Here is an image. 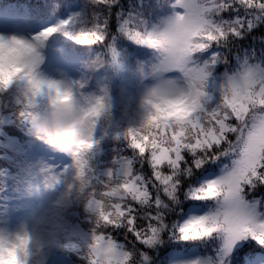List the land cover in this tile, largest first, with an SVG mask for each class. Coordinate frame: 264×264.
Wrapping results in <instances>:
<instances>
[{
    "label": "snow or ice",
    "instance_id": "obj_1",
    "mask_svg": "<svg viewBox=\"0 0 264 264\" xmlns=\"http://www.w3.org/2000/svg\"><path fill=\"white\" fill-rule=\"evenodd\" d=\"M15 2L7 16L0 6V26L25 17L40 29L32 39L45 44L59 33L103 60L105 51L115 58L114 43L124 38L159 54L141 74L164 82V94L193 88L184 118L113 137L141 163L148 153L152 178L136 172V159L121 148L113 149L102 177L89 156L79 162L81 199L92 213L88 241L102 233L123 250L120 264H264V193L255 195L264 187V48L229 47L264 25V0ZM161 9L166 18L149 27ZM109 227L126 229L125 238L131 233L146 250H127L101 231ZM90 254L86 246L84 264Z\"/></svg>",
    "mask_w": 264,
    "mask_h": 264
},
{
    "label": "clouds",
    "instance_id": "obj_2",
    "mask_svg": "<svg viewBox=\"0 0 264 264\" xmlns=\"http://www.w3.org/2000/svg\"><path fill=\"white\" fill-rule=\"evenodd\" d=\"M42 41L30 36L10 32L0 34V95L14 89L18 93L19 114L24 113L33 135L48 140L57 150L73 158L72 175L66 184L61 202L69 197L81 199L82 167L79 162L89 156L94 146L98 128L105 133L113 127L110 86L103 81L96 82L95 89L85 93L82 89L87 81L75 79L64 70H57L54 77L42 76L37 69L42 63ZM105 60L87 61L83 71L96 73L104 67ZM164 82H157L140 95L142 110L139 125H148L157 120L184 118L189 114L192 87H185L176 96L164 94ZM123 94V89L120 90ZM46 97V104L36 108V98ZM55 177H45L44 183L51 185ZM53 219H38L30 229L22 224L11 231L0 229V264H35L44 247L48 225ZM91 264H120L123 250L115 249L97 233L87 242Z\"/></svg>",
    "mask_w": 264,
    "mask_h": 264
},
{
    "label": "trees",
    "instance_id": "obj_3",
    "mask_svg": "<svg viewBox=\"0 0 264 264\" xmlns=\"http://www.w3.org/2000/svg\"><path fill=\"white\" fill-rule=\"evenodd\" d=\"M24 3H36V0H22ZM121 3L127 6L128 0H121ZM0 6H3V13H9L16 7L15 0H0ZM100 11L104 12L106 9L99 6ZM227 18L228 14H224ZM166 14L164 10H160V14L154 17L149 27L159 24L165 19ZM31 32H36L38 29L35 25L29 23L25 17L18 19ZM56 21H49L48 23H55ZM47 26V25H45ZM114 27V25H113ZM264 25L258 27L256 30L248 34L241 41H233L229 47L235 51L237 48H264ZM97 50L102 51L99 46ZM116 56L113 59L112 54L104 52V67L94 74H89L83 71L84 64L96 57V53H88L85 46L76 44L75 41L68 37L57 33L50 37L42 49L47 52V56L65 58L67 60L73 57L79 60L78 67L83 74L84 81H87L86 86L92 92L96 87L98 80L107 83L110 86V96L113 104V127L107 133L102 128L96 132V138L99 143L89 153V166L98 177L103 176L104 170L110 165L112 156L114 155V148H121L120 153L123 156L135 158L134 170L143 174L146 178H152V169L148 163V153H145L143 163L140 158L130 148L127 147L126 142H119L113 137L118 132L125 129L137 127L141 122L142 110L139 107V92L138 86L140 82L145 79L141 74V68L149 64H156L159 61V54L149 48L141 45L133 44L124 38H118L114 43ZM140 49L139 52L135 51ZM227 51V49H225ZM49 56L47 58H49ZM123 89V94L121 93ZM5 111L10 115L11 123L4 124L2 129L7 133V136L13 139V146L5 148L0 146V193L3 197L12 196L16 202L22 197L30 196L38 199L41 193L36 185L38 182L44 181L48 177L47 166L43 159L36 156H31L28 152L30 148L40 147L46 150L50 158L55 156L56 148L46 139L33 135L30 125L27 120L19 114L20 105L17 103L18 93L15 88L4 95H0ZM37 110L40 106H36ZM3 137L2 140H6ZM51 151V152H50ZM189 161L191 160L188 157ZM215 168V166H212ZM162 171L167 173L169 169L165 166ZM150 190L151 185H149ZM264 193V187H260L255 195L259 196ZM166 199V198H165ZM53 209L62 217L63 223L67 227L58 233L56 238L57 249L60 253L67 255L74 264H84L82 253L86 249L90 230L92 227L91 211L86 207L82 199L69 197L67 202L63 204H53ZM138 207V206H137ZM144 222L138 220L137 226H143ZM72 228L77 229L80 233L87 236L84 238L82 234H74ZM105 234H111L116 240L125 244L127 250L130 251H144L145 246L141 245L139 241L131 234L127 233L126 229L113 230L111 227L101 229ZM167 249H161L160 255L163 256ZM154 255V253H152ZM135 259H139L137 256ZM35 264H38L35 262Z\"/></svg>",
    "mask_w": 264,
    "mask_h": 264
},
{
    "label": "rangeland",
    "instance_id": "obj_4",
    "mask_svg": "<svg viewBox=\"0 0 264 264\" xmlns=\"http://www.w3.org/2000/svg\"><path fill=\"white\" fill-rule=\"evenodd\" d=\"M7 14L8 13H4L5 16H7ZM10 32H16L25 36H30V34L34 33L18 20L14 24L5 22L0 26V34H7ZM48 56L47 52L42 50V63L37 69L40 75L54 77L59 69L64 70L75 79L84 80L83 74L78 67L79 60L77 62L76 57L67 60L51 55L47 58ZM157 82H159L157 76H150L143 79L138 86L139 95H141L146 88L151 87ZM82 91L85 93L91 92L86 85ZM45 104L46 97L41 96L36 98V106L42 107ZM9 123H11L10 115L5 111L0 97V146L5 148H11L13 146V139L7 136V133L2 129L4 124ZM98 130L99 128L97 131ZM5 136L7 139L2 140ZM53 151L55 156L50 158V155H53L51 151V154H49L40 147L30 148L28 150L32 157L36 156L39 159H43L47 166L48 177H55V182L51 185L45 184L44 181L38 182L36 187L41 193L37 200L30 196H25L16 202L12 196L3 197L0 193V229L11 231L22 224H25L31 229L38 219H53V214L55 213V223L48 225L49 231L45 238V244L37 256L36 262L38 264H74L67 255L60 253L57 249L56 238L58 233L63 231L67 225L63 223L62 217L53 209V204L64 203L61 202V200L66 184L72 175L73 158L66 152L57 149ZM71 231L74 234H82L75 228H72ZM82 236L84 238L87 237L84 234H82Z\"/></svg>",
    "mask_w": 264,
    "mask_h": 264
}]
</instances>
